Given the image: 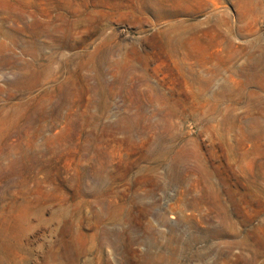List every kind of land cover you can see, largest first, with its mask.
I'll list each match as a JSON object with an SVG mask.
<instances>
[{
    "label": "rangeland",
    "instance_id": "374dc122",
    "mask_svg": "<svg viewBox=\"0 0 264 264\" xmlns=\"http://www.w3.org/2000/svg\"><path fill=\"white\" fill-rule=\"evenodd\" d=\"M260 74L264 0H0V264H264Z\"/></svg>",
    "mask_w": 264,
    "mask_h": 264
},
{
    "label": "bare ground",
    "instance_id": "6f19581e",
    "mask_svg": "<svg viewBox=\"0 0 264 264\" xmlns=\"http://www.w3.org/2000/svg\"><path fill=\"white\" fill-rule=\"evenodd\" d=\"M256 74V73H255ZM253 76V75H252ZM252 76H248L247 78L251 77ZM258 76V75H257ZM251 80V79H250ZM249 80V82H250ZM259 83H258V86L262 89H264V75H261L259 76V79H258ZM252 82V81H251ZM250 82V83H251ZM249 84V83H248ZM254 84V83H253ZM259 96L261 98H263L264 100V95L261 93L259 94ZM185 148L183 149H177L175 150L173 147L172 148H166V151H165V159L168 157V156H173L174 155V159L176 160L175 162L177 164H181L183 163V157H184V151ZM196 156V154H194ZM197 158V156H196ZM196 165H195V170L197 172V174L200 176V178L202 180H206L209 178L210 174H209V170L207 168L206 165H204L199 159L196 160ZM195 172V173H196ZM220 201V200H219ZM192 204L195 205V206H198V205H201V204H208V200L206 199V197H201V198H193L192 200ZM220 205V204H219ZM223 210V209H222ZM159 253V252H158ZM80 255V254H79ZM76 260V259H75ZM168 260V257L165 256L164 253H159V254H154V255H151L149 256L147 259H145L144 262H142V264H165ZM62 261V260H60ZM73 261V260H72ZM78 261V260H77ZM63 264V263H62ZM65 264V263H64ZM67 264V263H66Z\"/></svg>",
    "mask_w": 264,
    "mask_h": 264
}]
</instances>
